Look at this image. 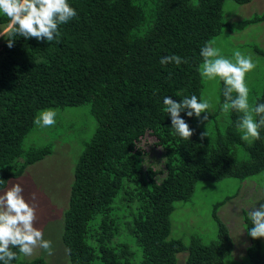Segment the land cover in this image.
<instances>
[{
	"label": "trees",
	"instance_id": "16d2710c",
	"mask_svg": "<svg viewBox=\"0 0 264 264\" xmlns=\"http://www.w3.org/2000/svg\"><path fill=\"white\" fill-rule=\"evenodd\" d=\"M67 2L77 17L59 26L58 42L18 36L9 48L8 32L0 42V191L27 166L52 154L50 146L22 149L39 110L86 104L97 128L84 143L65 195L60 237L70 249V264H177L182 252L186 254L178 264H227L234 243L217 211L235 195L214 203L219 235L208 244L197 233L187 244L169 238L170 217L174 203L190 200L198 181H243L264 170V127L258 130L260 138L248 143L236 127L241 113L230 111L218 121L224 83L218 77L206 80L198 71L199 52L206 42L221 37L228 42L230 34L263 22L264 10L227 20L226 0ZM9 23L0 12V24ZM237 46L248 48L255 68L263 65L259 75L252 77L253 70L245 74V84L249 103L264 104V47L256 40ZM171 55L186 62L160 64L162 57ZM214 93L217 98L212 100ZM192 95L214 102L201 113V118L208 115L202 124L200 118L180 113L194 129L189 140L181 139L173 134L163 98L179 103ZM203 132L207 135L201 140ZM146 135L161 149L162 168L153 169L159 160L148 162L138 145ZM236 145L248 160L235 157ZM245 225L250 240L246 258L251 264H264L261 239L248 235L250 217ZM9 247L17 252L11 264H45L48 258L42 253L44 257L39 254L27 261L18 247Z\"/></svg>",
	"mask_w": 264,
	"mask_h": 264
},
{
	"label": "rangeland",
	"instance_id": "374dc122",
	"mask_svg": "<svg viewBox=\"0 0 264 264\" xmlns=\"http://www.w3.org/2000/svg\"><path fill=\"white\" fill-rule=\"evenodd\" d=\"M263 10L264 0H251L246 4H236L231 0H226L223 14L225 19L235 20L249 18ZM7 32L8 24H0V34H3L0 36V42L4 40ZM228 38V42H224L222 37L218 38L214 46L226 52L221 54L230 60L233 58L231 51L236 50L240 43L256 40L264 47V21L254 26L251 25L241 32L230 34ZM244 50L240 51L245 52V55H247L246 52L250 53L248 48ZM250 56L252 58V54ZM262 66L253 69L250 75L252 77L259 75ZM210 98L215 100L217 93L211 94ZM210 102L212 104L214 101ZM46 109L57 111L55 125L47 127L34 125L24 137L22 149L27 151L30 148L50 146L52 154L27 166L23 175L9 182L6 189L12 183L22 186L25 200L29 204H35L34 227L42 231L44 240L52 242L53 255L49 256L43 249L36 247L33 249L32 255L26 257L32 258L44 254L45 257H48L45 258V264H70L66 248L60 237L63 234L65 195L69 193L73 170L84 149V143L92 137L97 128V121L91 113L90 106L86 104ZM43 110L45 109L39 110V112ZM224 114L222 112L217 120L223 122ZM154 141V137L146 135L138 143L139 147L147 153L148 162L159 160L161 149L153 146ZM233 151L239 161L248 160V155L243 148L236 145L233 147ZM152 166L153 169L162 168L161 160ZM262 189H264V170L243 181L233 177H226L218 181H198L190 200L174 203V211L170 217L169 238H178L187 244L189 237L197 233L206 244L215 241L219 235V223L212 214L213 205L226 196L235 195L217 211L219 221L226 226L234 243L231 258L227 257L226 263L251 264L246 258V246L250 244V240L246 235L245 218L249 217L248 214L251 210L259 208L260 204L264 203V190ZM32 193H35L37 197L34 202L31 199ZM261 244L264 252V238H261ZM131 248L134 250V243H131ZM185 254L186 252L177 254V264L182 261Z\"/></svg>",
	"mask_w": 264,
	"mask_h": 264
},
{
	"label": "clouds",
	"instance_id": "9594fccd",
	"mask_svg": "<svg viewBox=\"0 0 264 264\" xmlns=\"http://www.w3.org/2000/svg\"><path fill=\"white\" fill-rule=\"evenodd\" d=\"M0 12L10 18L7 38L9 48L14 46V40L18 36L26 40L35 38L47 43L54 40L58 42L61 35L59 26L77 17L76 10L67 0H0ZM214 44L215 41H208L200 49L202 63L198 71L206 80L218 77L223 81L224 103L221 110L224 113H241L236 127L241 133V140L252 143L260 138L258 130L264 127V104L249 103L250 90L245 84V74L253 70L255 64L250 55H245L238 49L233 51L231 60L225 58L221 49ZM185 62L177 55L165 56L160 60L161 65L174 63L178 66ZM163 105L171 119L173 134L188 140L194 134V129L181 118L180 113L186 111L188 117L196 116L202 124L208 120V115L201 118V113H207L212 108L208 99L198 100L196 95L186 96L179 103L166 96L163 98ZM56 116L55 109H45L34 117L33 123L38 127L54 126ZM206 135V132L201 133L200 139L203 140ZM2 183L4 181H0ZM23 193L24 189L18 183H12L6 190L0 191V264H11L17 258V252L10 245L18 247L19 253L27 261L31 258L26 256L32 255L36 247L43 249L49 256L54 254L52 242L44 240L42 231L34 227L35 204H29ZM31 199L36 201L35 193L31 194ZM248 215L252 224L248 228V235L253 240L264 238V203L251 210ZM65 251L70 254V249Z\"/></svg>",
	"mask_w": 264,
	"mask_h": 264
}]
</instances>
